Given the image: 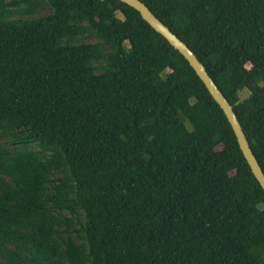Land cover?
<instances>
[{
  "label": "trees",
  "instance_id": "obj_1",
  "mask_svg": "<svg viewBox=\"0 0 264 264\" xmlns=\"http://www.w3.org/2000/svg\"><path fill=\"white\" fill-rule=\"evenodd\" d=\"M140 1L264 173V0ZM0 264H264V190L223 111L119 0H0Z\"/></svg>",
  "mask_w": 264,
  "mask_h": 264
},
{
  "label": "water",
  "instance_id": "obj_2",
  "mask_svg": "<svg viewBox=\"0 0 264 264\" xmlns=\"http://www.w3.org/2000/svg\"><path fill=\"white\" fill-rule=\"evenodd\" d=\"M122 3L132 7L136 10L141 18L157 33H159L168 43L177 50L184 59L188 62L196 75L204 84L205 88L223 111L231 129L235 135L239 149L245 158L251 173L254 178L264 190V173L261 170L255 156L253 155L248 140L244 134L242 126L240 125L232 106L224 97L222 92L215 85L211 77L208 75L203 64L197 59L195 54L188 48V46L180 40L174 33H172L167 26H165L154 14L148 9V7L140 0H119Z\"/></svg>",
  "mask_w": 264,
  "mask_h": 264
},
{
  "label": "rangeland",
  "instance_id": "obj_3",
  "mask_svg": "<svg viewBox=\"0 0 264 264\" xmlns=\"http://www.w3.org/2000/svg\"><path fill=\"white\" fill-rule=\"evenodd\" d=\"M19 9H23L25 10L26 9V6L23 5L21 6ZM50 11V8L49 6L46 4V3H40V5L34 9V12L32 13V15H28L26 13H22V14H16L17 17H22V18H28V17H35V16H41V15H45L47 14L48 12ZM118 16H120V14H117ZM90 42H93V40H90ZM248 94V91H243L242 92V97L247 95ZM64 217H67L69 215L68 212H63L62 213Z\"/></svg>",
  "mask_w": 264,
  "mask_h": 264
}]
</instances>
